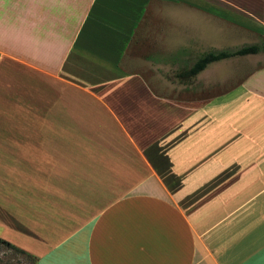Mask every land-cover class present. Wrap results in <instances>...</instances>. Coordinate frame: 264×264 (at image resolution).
Wrapping results in <instances>:
<instances>
[{
  "label": "crops",
  "instance_id": "0c3cea01",
  "mask_svg": "<svg viewBox=\"0 0 264 264\" xmlns=\"http://www.w3.org/2000/svg\"><path fill=\"white\" fill-rule=\"evenodd\" d=\"M249 33L264 0H0V239L35 264H264V63L181 75Z\"/></svg>",
  "mask_w": 264,
  "mask_h": 264
},
{
  "label": "rangeland",
  "instance_id": "374dc122",
  "mask_svg": "<svg viewBox=\"0 0 264 264\" xmlns=\"http://www.w3.org/2000/svg\"><path fill=\"white\" fill-rule=\"evenodd\" d=\"M193 28H195V27H193ZM209 29L211 30L212 28L209 27ZM200 36H201V34H200ZM238 37H241V39L239 40ZM236 40H237V42H236L234 48H238V47L242 46L244 41L246 44L262 43L264 40V36L262 34H253V33L252 34L251 33L245 34V36H244V34H236ZM213 47H215V43H211V42L206 40L205 44L202 45L201 49H199V47H198V49L195 50L197 52L196 55H199V53L201 51H206L209 49H215ZM200 56H198V58ZM242 62H241V64H243ZM250 63H251V66L253 68L258 67L261 63H264V51H261L259 53L254 54ZM238 65H236V66H238ZM227 69L228 68H226V70ZM214 73H215V70H214ZM222 73H224V72H222ZM209 74H211V71L205 73L204 76L202 77L203 79H199V81L194 80V82H193L194 85L200 86L201 82H202L203 86L206 88L207 85L211 84V82L208 81V79L212 75H209ZM220 83H224V82H220V81L216 80L214 86L215 87L223 86ZM35 261H36L35 258L33 256H31L29 253L18 250L17 248H14L12 246H9L5 243L0 242V264H35Z\"/></svg>",
  "mask_w": 264,
  "mask_h": 264
},
{
  "label": "trees",
  "instance_id": "16d2710c",
  "mask_svg": "<svg viewBox=\"0 0 264 264\" xmlns=\"http://www.w3.org/2000/svg\"><path fill=\"white\" fill-rule=\"evenodd\" d=\"M261 51H264V40L262 43H251L244 44L238 48L234 49H221V50H211L203 53L187 70L182 72L181 75L191 77L198 74L200 71L206 68V66L213 62L218 61L224 58L237 56V55H247V54H256ZM1 243H5L9 246L17 248L18 250L24 251L7 240L0 239ZM26 252V251H24Z\"/></svg>",
  "mask_w": 264,
  "mask_h": 264
}]
</instances>
